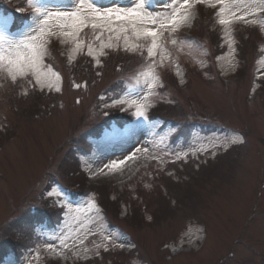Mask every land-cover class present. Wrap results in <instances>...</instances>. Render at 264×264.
Instances as JSON below:
<instances>
[{"label": "rangeland", "instance_id": "obj_1", "mask_svg": "<svg viewBox=\"0 0 264 264\" xmlns=\"http://www.w3.org/2000/svg\"><path fill=\"white\" fill-rule=\"evenodd\" d=\"M38 2L53 13L81 11L76 0ZM159 2L149 0L148 7L158 4L162 10L154 12L168 16L169 0ZM94 3L100 13L111 4ZM0 4L32 18L35 13L28 0ZM206 8L198 4L191 27L174 33L159 29L158 20L165 43L152 58L128 21L115 16L95 21L100 27L80 31L76 49L61 34L74 29L59 27L69 19L54 16L49 27L56 35L44 37L50 43L37 67L39 82L31 72L13 82L6 69L0 71V244L24 248L17 261L9 245L1 246L9 255L0 264H264V29L241 21L222 26L220 6ZM0 20L9 23V35L21 39L32 25L12 33L11 14ZM205 23H217L212 29L221 38ZM196 33L205 38L186 35ZM102 43L112 45L103 55ZM135 44L141 45L137 52L124 51ZM152 76L156 80L146 83ZM120 80L128 86L122 98ZM22 89L25 100L16 97ZM44 93L54 95L37 96ZM143 95L147 116L158 107L154 117L173 124L160 130L158 118L138 121L130 104L133 98L143 103ZM118 99L125 102L114 103ZM120 112L133 115L134 123ZM197 119L218 129L208 133L187 122ZM135 124L143 127L114 135ZM72 142L91 154H81ZM113 161L126 163L110 171L105 165ZM82 170L97 188L73 200L74 192L86 191ZM47 175L55 185L47 186ZM44 198L65 209L64 220L57 230H38V242L26 250L30 227L22 222L17 229L16 221L40 216H30V206Z\"/></svg>", "mask_w": 264, "mask_h": 264}, {"label": "snow or ice", "instance_id": "obj_2", "mask_svg": "<svg viewBox=\"0 0 264 264\" xmlns=\"http://www.w3.org/2000/svg\"><path fill=\"white\" fill-rule=\"evenodd\" d=\"M80 12H58L53 13L48 10L46 5L39 4L38 0H28L29 6L35 8V13L32 18V25L29 26V31L25 32L23 38H16L8 34L9 23L6 20H0V71L5 69L8 72L11 80L15 82L18 78L23 79L31 72L37 76L39 82L37 67L42 62L43 56L46 52V45L50 41L45 40L46 35H56L49 27V21L55 17H67L71 24L59 25L62 29L71 27L73 31H64L61 34L64 37L70 38L75 43V48L80 49L82 41L79 39V32L85 27L97 29L100 25L95 22L105 17L111 18L115 16L117 20L128 21L131 25V32L134 33L136 40H144L147 45L148 57L152 58L157 51L163 50L164 39L163 32H158L155 28L144 27L145 19H149L152 24H156L159 20V29L166 30L169 33H174L182 28L191 27V22L194 19L192 9L198 4H203L208 7H217L220 5L218 12V23L222 26H230L237 21L244 24H251L253 26H260L264 29V19H258L261 13H264V0H169L168 7L172 8V12L163 18L159 13H153L148 10L149 0H137L134 7L130 9H120L119 12H114L108 9L103 13L94 3V0H76ZM95 13L96 15L89 17L87 13ZM90 21H92L90 23ZM109 31H114L109 29ZM120 31H128L127 28H121ZM96 39H100L97 35ZM173 44L176 40L171 41ZM112 47V45L101 44V55H103V48ZM141 47L135 44L131 47L125 46L126 52H137ZM88 55L92 56V49L89 46ZM143 55V52H140ZM97 63L99 61L97 60ZM154 63V61H153ZM156 80L152 76L146 83L152 84ZM79 87V85H76ZM151 94V93H149ZM143 103L137 104L136 99H131L130 106H135L134 116L138 121H148V95L141 97ZM124 99H118L114 103L123 104ZM143 127V124H135L120 132L114 130V135H132L136 130ZM231 142H235L232 140ZM242 142V141H241ZM137 151H140L137 149ZM147 151V149H145ZM133 157H127L132 159ZM126 161H113L111 165H105L110 171L121 167ZM103 171V169H101ZM63 247H67L66 244ZM99 247V246H98ZM49 248L55 250L53 246Z\"/></svg>", "mask_w": 264, "mask_h": 264}, {"label": "bare ground", "instance_id": "obj_3", "mask_svg": "<svg viewBox=\"0 0 264 264\" xmlns=\"http://www.w3.org/2000/svg\"><path fill=\"white\" fill-rule=\"evenodd\" d=\"M131 1L133 3L130 6L127 7V4L130 3V0H125V2L123 3V4H126V8L125 9H130V8H132V7H134L136 5L137 0H131ZM71 12H73V11H71ZM74 12H76V11H74ZM71 23H72V21H70V24ZM156 25H157V23L156 24H152L149 19H145V21H144V27H146V28H155L156 29Z\"/></svg>", "mask_w": 264, "mask_h": 264}]
</instances>
